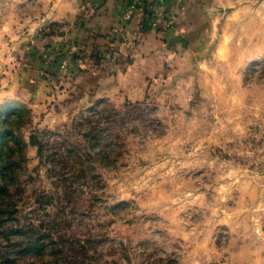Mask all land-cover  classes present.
I'll return each mask as SVG.
<instances>
[{
	"label": "rangeland",
	"instance_id": "1",
	"mask_svg": "<svg viewBox=\"0 0 264 264\" xmlns=\"http://www.w3.org/2000/svg\"><path fill=\"white\" fill-rule=\"evenodd\" d=\"M227 21L190 71L83 109L11 97L0 29V264H221L264 234V3Z\"/></svg>",
	"mask_w": 264,
	"mask_h": 264
},
{
	"label": "crops",
	"instance_id": "2",
	"mask_svg": "<svg viewBox=\"0 0 264 264\" xmlns=\"http://www.w3.org/2000/svg\"><path fill=\"white\" fill-rule=\"evenodd\" d=\"M263 3L146 0L123 22L129 0H0V16L8 19L0 29L12 35L9 61L17 66L6 73L14 81L8 94L33 107L58 109L144 96L154 82L190 71L227 19L243 9L252 14ZM72 47L80 61L60 68ZM253 237L238 241L221 264H264V234Z\"/></svg>",
	"mask_w": 264,
	"mask_h": 264
},
{
	"label": "built area",
	"instance_id": "3",
	"mask_svg": "<svg viewBox=\"0 0 264 264\" xmlns=\"http://www.w3.org/2000/svg\"><path fill=\"white\" fill-rule=\"evenodd\" d=\"M130 5L127 7V9L124 11L122 15V21L123 22H129L135 11L138 10L140 7L143 6V4L146 2V0H129ZM151 9V8H150ZM155 7H152V11L155 12ZM75 51V48H70V50L64 55V57L60 60L59 66L62 69H66L68 65L72 62H79L80 60L73 56V53Z\"/></svg>",
	"mask_w": 264,
	"mask_h": 264
},
{
	"label": "water",
	"instance_id": "4",
	"mask_svg": "<svg viewBox=\"0 0 264 264\" xmlns=\"http://www.w3.org/2000/svg\"><path fill=\"white\" fill-rule=\"evenodd\" d=\"M32 143H33V144H37V141H36V139H34V140L32 141Z\"/></svg>",
	"mask_w": 264,
	"mask_h": 264
}]
</instances>
